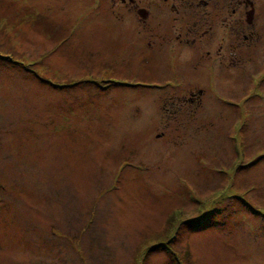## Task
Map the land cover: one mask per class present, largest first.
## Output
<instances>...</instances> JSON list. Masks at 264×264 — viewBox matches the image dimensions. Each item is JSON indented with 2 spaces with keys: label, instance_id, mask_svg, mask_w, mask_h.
I'll list each match as a JSON object with an SVG mask.
<instances>
[{
  "label": "rangeland",
  "instance_id": "374dc122",
  "mask_svg": "<svg viewBox=\"0 0 264 264\" xmlns=\"http://www.w3.org/2000/svg\"><path fill=\"white\" fill-rule=\"evenodd\" d=\"M117 4L0 0V264H264V32L218 64Z\"/></svg>",
  "mask_w": 264,
  "mask_h": 264
},
{
  "label": "flooded vegetation",
  "instance_id": "af4514ba",
  "mask_svg": "<svg viewBox=\"0 0 264 264\" xmlns=\"http://www.w3.org/2000/svg\"><path fill=\"white\" fill-rule=\"evenodd\" d=\"M117 5L140 19L137 27L145 34L148 46L155 42L153 38L166 42L174 39L178 43H173L174 53L183 45L191 51L194 49L198 59L206 61L213 57L218 64H235L240 59L238 63H242L244 52L248 49L251 53L259 33L264 32L261 30L264 26L260 25V16L264 18V0H118ZM166 51L161 50L163 59ZM188 59H193L190 54ZM168 65L170 69L173 67ZM160 66L157 73L151 74L168 80L167 76L172 73L159 72L167 66L163 61ZM224 67L227 65L220 68ZM201 74L209 76L208 72ZM176 75L187 76L186 73ZM181 95L193 98V92L187 89Z\"/></svg>",
  "mask_w": 264,
  "mask_h": 264
}]
</instances>
